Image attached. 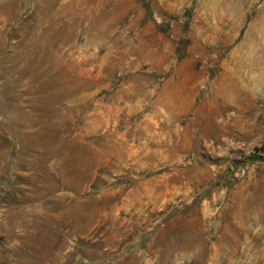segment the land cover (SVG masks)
<instances>
[{
  "label": "rangeland",
  "instance_id": "obj_1",
  "mask_svg": "<svg viewBox=\"0 0 264 264\" xmlns=\"http://www.w3.org/2000/svg\"><path fill=\"white\" fill-rule=\"evenodd\" d=\"M264 0H0V264H264Z\"/></svg>",
  "mask_w": 264,
  "mask_h": 264
},
{
  "label": "water",
  "instance_id": "obj_2",
  "mask_svg": "<svg viewBox=\"0 0 264 264\" xmlns=\"http://www.w3.org/2000/svg\"><path fill=\"white\" fill-rule=\"evenodd\" d=\"M251 159H259V160H264V155L257 153V152H253L251 153L250 156Z\"/></svg>",
  "mask_w": 264,
  "mask_h": 264
}]
</instances>
